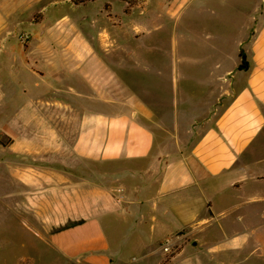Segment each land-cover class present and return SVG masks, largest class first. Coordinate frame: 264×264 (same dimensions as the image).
Masks as SVG:
<instances>
[{
	"label": "crops",
	"instance_id": "obj_1",
	"mask_svg": "<svg viewBox=\"0 0 264 264\" xmlns=\"http://www.w3.org/2000/svg\"><path fill=\"white\" fill-rule=\"evenodd\" d=\"M128 1L0 0V53L20 40L33 73L58 80L35 99L41 128L21 202L29 226L65 264H114L106 220H129L146 258L174 264L213 222L229 238L225 217L240 212L241 261L264 260V0H239L251 8L228 17L238 22L227 36L181 33L195 43L181 49L176 32L158 64L134 43L172 19L176 31L195 0ZM62 7L84 10L52 18ZM33 23L44 24L41 40ZM122 70L158 80L133 83ZM47 120L50 131L42 129ZM173 236L179 251L171 262L160 240Z\"/></svg>",
	"mask_w": 264,
	"mask_h": 264
},
{
	"label": "rangeland",
	"instance_id": "obj_2",
	"mask_svg": "<svg viewBox=\"0 0 264 264\" xmlns=\"http://www.w3.org/2000/svg\"><path fill=\"white\" fill-rule=\"evenodd\" d=\"M169 1L166 0V2ZM219 1L195 0L184 11L176 31L174 19H172L161 25L160 29L154 30L148 41L140 38L138 43H134L137 44L135 47L151 49L146 58L152 64H158L163 58L158 50L160 48L171 50L174 47L176 32L181 49L195 47V43L192 45L187 40L191 34L210 32L217 38L231 34L234 29H231V26L236 24L239 16L248 12L251 7L241 8L239 0H230L225 5L220 4ZM88 7V11L93 16L97 9L93 6ZM139 8L138 12H140ZM72 9L70 7L52 9V18L59 16L62 12H69L77 17L84 10V8ZM153 9L155 8L151 10ZM231 15L238 19L234 22L228 20ZM32 28L34 38L41 40L44 24L33 23ZM152 29H154L153 25ZM181 33L182 37L187 38L186 40L180 39ZM19 37L23 42L29 38L25 31L21 32ZM216 39L215 42H217ZM11 43L12 47L0 53V264H65L56 250L33 233V228L29 226L31 223L29 214L25 212L26 208L21 203L25 195L29 194L27 187L29 180L25 178L24 173H33V132L41 128L38 126L39 119L35 117V99L41 93L57 86L58 80L48 71H44L43 77L33 73L31 70L34 63L33 56L24 50L20 40L12 39ZM41 64L44 65V62ZM120 72L123 77L133 83L142 81L156 83L158 80L155 73H151L148 79H143L138 72L123 70ZM37 81H39L38 84ZM43 128H49L48 131H50V120L44 123ZM48 131H43L42 142L46 140ZM237 214L240 212L231 213L225 217V224L231 221L227 229L229 238L224 240L225 236L217 226V222H213L208 228L190 237L184 249L174 259V264H264V260L257 259L242 263L238 247L246 233L242 229V224L238 226L240 222ZM252 219L255 222L259 220L255 214ZM106 232L112 238L111 251L115 256L114 264H155L154 257L144 256L146 251L144 243L138 238L137 233L131 231L129 220L114 224L109 218L106 220ZM255 239L251 237L250 241ZM170 240L171 238L160 240V244L163 247ZM195 240L198 242L197 245L193 244ZM178 251L179 247H175L173 254ZM166 253V258L173 255ZM132 256L137 257L135 262L129 261Z\"/></svg>",
	"mask_w": 264,
	"mask_h": 264
},
{
	"label": "trees",
	"instance_id": "obj_3",
	"mask_svg": "<svg viewBox=\"0 0 264 264\" xmlns=\"http://www.w3.org/2000/svg\"><path fill=\"white\" fill-rule=\"evenodd\" d=\"M75 3H83L87 0H73ZM129 5L130 6H135L136 4H139V1L138 0H129ZM242 57H243V61L242 63L240 64V68H246L247 67V61H246V57L244 55V53H242ZM173 255H170L168 258L170 259Z\"/></svg>",
	"mask_w": 264,
	"mask_h": 264
},
{
	"label": "built area",
	"instance_id": "obj_4",
	"mask_svg": "<svg viewBox=\"0 0 264 264\" xmlns=\"http://www.w3.org/2000/svg\"><path fill=\"white\" fill-rule=\"evenodd\" d=\"M175 238H177V237H174L173 236L171 238V240L170 241H167L166 244L163 246V250L165 252H168L170 254H173L174 253L175 247H176V244H175L176 240H175Z\"/></svg>",
	"mask_w": 264,
	"mask_h": 264
}]
</instances>
